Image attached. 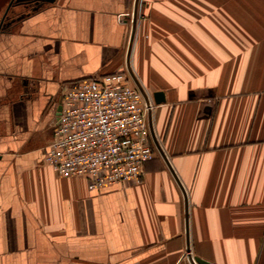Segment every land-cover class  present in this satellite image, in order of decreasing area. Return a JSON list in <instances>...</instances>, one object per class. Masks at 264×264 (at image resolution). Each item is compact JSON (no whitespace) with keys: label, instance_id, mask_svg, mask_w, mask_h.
I'll use <instances>...</instances> for the list:
<instances>
[{"label":"crops","instance_id":"0c3cea01","mask_svg":"<svg viewBox=\"0 0 264 264\" xmlns=\"http://www.w3.org/2000/svg\"><path fill=\"white\" fill-rule=\"evenodd\" d=\"M133 1L30 2L0 31V264H190L158 151L92 190L43 159L63 90L126 69ZM131 68L190 254L264 264V0H140Z\"/></svg>","mask_w":264,"mask_h":264},{"label":"built area","instance_id":"2783aa9c","mask_svg":"<svg viewBox=\"0 0 264 264\" xmlns=\"http://www.w3.org/2000/svg\"><path fill=\"white\" fill-rule=\"evenodd\" d=\"M44 162L89 189L138 180L154 148L143 95L127 70L81 79L63 90Z\"/></svg>","mask_w":264,"mask_h":264},{"label":"water","instance_id":"95a60500","mask_svg":"<svg viewBox=\"0 0 264 264\" xmlns=\"http://www.w3.org/2000/svg\"><path fill=\"white\" fill-rule=\"evenodd\" d=\"M34 1L52 3L55 0H10L9 3L7 4V7L4 10L3 16H2V18L0 20V31L3 29L2 22H3V19H4V16H5L6 12L10 8V6L17 5V4H27V3L34 2ZM139 1L140 0H134L133 1V8H132V12H131V28H130L128 45H127L126 58H125L126 70H127L128 74L130 75L131 79L133 80V82L135 83V85L137 86V88L140 90V92L143 95V98L145 100V103H146V106H147V114H148V125H149L150 135H151L153 144H154L156 150L158 151V153L160 154V156L162 157V159L164 160L165 164L167 165L168 169L170 170L171 174L175 178L177 184L179 185V187H180V189H181V191L183 193L184 204H185L186 250H187V253H188V260H189L190 264H214V263L209 262V261H207L205 259H202V258H200L198 256H192L190 254V252H189V238H188V231H187L188 217H187V195H186V191H185L183 185L181 184L179 178L177 177L175 171L173 170V168L171 166V163H170L168 157L166 156L165 152L163 151V148L161 147V144L159 143V140H158V138H157V136L155 134V131H154V128H153V124H152V119H151V101H150V97L145 92V90L143 89L141 84L139 83L138 79L136 78V76L133 73V70L131 68V51H132L133 41H134L136 28H137ZM152 99H153V101L156 104L162 102L164 100L163 92L155 91L152 94Z\"/></svg>","mask_w":264,"mask_h":264},{"label":"rangeland","instance_id":"374dc122","mask_svg":"<svg viewBox=\"0 0 264 264\" xmlns=\"http://www.w3.org/2000/svg\"><path fill=\"white\" fill-rule=\"evenodd\" d=\"M10 0H0V20L3 16V13H4V10L6 9L7 7V4L9 3ZM43 3H40V5H42ZM34 5V4H33ZM40 5H35L34 7H37V6H40ZM29 5H13V6H10V8L8 9V11L6 12L5 16H4V19H3V22H2V27L5 28L7 26L6 23H8V21H10L13 17H14V14H16L18 12V10L20 8H27ZM156 150L155 148H153L152 150V155L155 154Z\"/></svg>","mask_w":264,"mask_h":264},{"label":"bare ground","instance_id":"6f19581e","mask_svg":"<svg viewBox=\"0 0 264 264\" xmlns=\"http://www.w3.org/2000/svg\"><path fill=\"white\" fill-rule=\"evenodd\" d=\"M151 101V100H150ZM152 102V101H151ZM152 105V104H151ZM153 146H154V144H153ZM154 148H155V146H154ZM155 150H156V148H155ZM157 151V150H156Z\"/></svg>","mask_w":264,"mask_h":264},{"label":"trees","instance_id":"16d2710c","mask_svg":"<svg viewBox=\"0 0 264 264\" xmlns=\"http://www.w3.org/2000/svg\"><path fill=\"white\" fill-rule=\"evenodd\" d=\"M34 2H39V1H34ZM27 4H28V3H27ZM27 4H26V5H27Z\"/></svg>","mask_w":264,"mask_h":264},{"label":"flooded vegetation","instance_id":"af4514ba","mask_svg":"<svg viewBox=\"0 0 264 264\" xmlns=\"http://www.w3.org/2000/svg\"><path fill=\"white\" fill-rule=\"evenodd\" d=\"M24 5V4H23Z\"/></svg>","mask_w":264,"mask_h":264}]
</instances>
